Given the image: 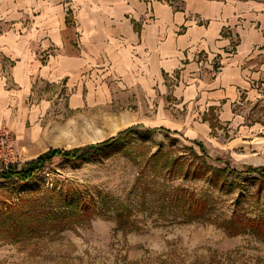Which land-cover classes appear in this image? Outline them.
Wrapping results in <instances>:
<instances>
[{
  "label": "rangeland",
  "instance_id": "374dc122",
  "mask_svg": "<svg viewBox=\"0 0 264 264\" xmlns=\"http://www.w3.org/2000/svg\"><path fill=\"white\" fill-rule=\"evenodd\" d=\"M62 1L79 47L75 7L71 0ZM162 1L183 8V0ZM37 13L31 7L20 18L0 19V32L26 33ZM143 15L145 21L154 14ZM225 31L232 34L231 26ZM31 44L43 58L60 49L48 37ZM196 60L206 66L209 55L199 51ZM209 61L221 63L218 56ZM165 77L170 90L155 89L151 96L143 85L124 87L104 77L106 96L95 95L82 105H72L66 81L58 82L54 106L43 119L49 148L95 143L134 126L86 157L55 156L33 180L0 178V264H264V237L247 225L249 218L264 216V196L254 194L264 181L251 180L261 172H246L249 166L264 167V142L241 141L263 138L264 105L243 98L237 104L239 117L219 116L211 107L189 116L188 104L175 93L180 71ZM248 128L252 134L242 136ZM14 135L21 154L14 165L23 168L40 149L21 148ZM210 166L226 168L227 176ZM74 193L88 208L78 212L82 217L72 215L71 208L52 213L62 202L58 195ZM19 208L29 211L19 222H13L15 216L3 225L9 219L3 214L13 216ZM236 211L238 228L231 229L226 221Z\"/></svg>",
  "mask_w": 264,
  "mask_h": 264
},
{
  "label": "crops",
  "instance_id": "0c3cea01",
  "mask_svg": "<svg viewBox=\"0 0 264 264\" xmlns=\"http://www.w3.org/2000/svg\"><path fill=\"white\" fill-rule=\"evenodd\" d=\"M70 3L75 7L79 47L66 23L62 0H0L1 20L38 9L26 33L0 32V129L13 128L21 148L38 147L32 158L49 148L43 119L54 106L51 97L58 82L64 80L72 105H82L95 95L106 96L104 77L124 87L143 85L151 96L155 89L170 90L165 75L177 70L181 79L175 93L188 104L189 116L211 107L219 116L239 117L237 104L243 98L264 105V0H183L182 9L162 0ZM149 11L154 15L144 21ZM225 26H231L232 34L223 32ZM43 37L60 46L47 58L31 44ZM199 51H206L209 60L218 56L220 65L208 60L201 67L196 60ZM187 130L197 136L195 128ZM248 134L250 129L242 136ZM245 138L241 141L248 144L264 142V136L256 141Z\"/></svg>",
  "mask_w": 264,
  "mask_h": 264
},
{
  "label": "trees",
  "instance_id": "16d2710c",
  "mask_svg": "<svg viewBox=\"0 0 264 264\" xmlns=\"http://www.w3.org/2000/svg\"><path fill=\"white\" fill-rule=\"evenodd\" d=\"M133 126L134 125H131V126H129V128H131ZM129 128H126V129H129ZM126 129H124V130H126ZM124 130H120L118 134L111 136V137L109 136L108 138H106L104 140H101V141H98L95 143H88V144H85L83 146H79V147H75V148H71V149L51 147V148L43 151L42 153H40L37 157L33 158V160H30L26 167L18 168L16 165H13L9 169L0 172V178L1 177L2 178H17V179L22 180V181L33 180L36 178L38 172L43 169L45 164L48 161L51 162L55 156H61L67 160L80 159V158L86 157V155H88L92 150H94V149L99 150V149L107 146L108 144L110 145V143L112 141H115L117 139V136L120 135L121 133H123ZM200 144L202 145V143H200V141H199V145ZM210 169L215 170V172L218 174L220 173V174L225 175L227 173L226 168H222V167L210 166ZM246 172H248V173L261 172L260 177L252 176L251 180L254 183L255 182L261 183L264 181V167L263 166H249V168L246 170ZM226 176H227V174H226ZM225 183L231 187L234 186V183H229L227 181V179H225ZM263 187L264 186H259L254 194H256L258 197H261V195L264 196V188ZM64 195L65 194L58 195L62 199V202L60 204H57L56 209L52 210V213L55 215L60 214V208L61 207L64 209L71 208V214L72 215L78 214L79 216L82 217L83 214L78 213V212L81 210L85 211L86 209H88L79 203L80 200H83L82 195L78 194V193H74V194H71V196L67 195L66 198ZM28 211L29 210H27V209L25 210L24 208H19L18 211H14L13 216L8 215L9 212H6L5 214H3L4 216H2V217L6 218L5 216H7V218H9V219H5L2 224L3 225L7 224L8 221H10V217H15V216L16 217L13 220V222H16V221L19 222L20 219H18V217L21 215H26ZM193 211H196V210H193ZM237 213L238 212L236 211V213H234V215H232V217L226 221L227 222L226 225H230L231 229H234L235 227L238 228V225H236V222H235V218L237 216ZM196 214L197 213L195 212L194 215H196ZM199 214H201V213H199ZM0 217H1V214H0ZM53 217L56 219V216H53ZM53 217H50V219ZM247 225L250 227V230L253 233L264 237V216L263 215L256 216L253 219L249 218Z\"/></svg>",
  "mask_w": 264,
  "mask_h": 264
},
{
  "label": "built area",
  "instance_id": "2783aa9c",
  "mask_svg": "<svg viewBox=\"0 0 264 264\" xmlns=\"http://www.w3.org/2000/svg\"><path fill=\"white\" fill-rule=\"evenodd\" d=\"M15 139L12 128L4 126L0 129V167L3 171L21 160Z\"/></svg>",
  "mask_w": 264,
  "mask_h": 264
}]
</instances>
